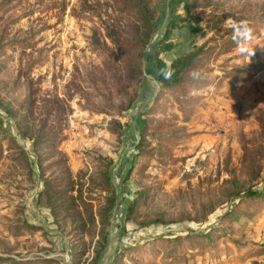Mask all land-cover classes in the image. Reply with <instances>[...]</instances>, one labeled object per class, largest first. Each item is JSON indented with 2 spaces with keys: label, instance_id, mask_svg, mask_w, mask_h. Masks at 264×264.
<instances>
[{
  "label": "rangeland",
  "instance_id": "obj_1",
  "mask_svg": "<svg viewBox=\"0 0 264 264\" xmlns=\"http://www.w3.org/2000/svg\"><path fill=\"white\" fill-rule=\"evenodd\" d=\"M39 1L0 9L10 21L36 8L11 24V35L43 28L32 48L0 51V127L9 135L0 156V257L109 264L122 247L143 245L114 264H147L141 256L153 264H264V200L238 201L249 187L264 188V26L223 54L204 55L193 73L234 75L160 95L153 57L164 8L152 38L138 12L114 9L100 21L96 13L72 15L79 0ZM192 2L185 23L171 30L174 46L159 55L166 62L210 38L217 44L233 24L223 16L264 0ZM40 48L45 59L28 72ZM40 133L46 143L32 146ZM138 142L142 154L124 180ZM46 179L68 191L39 196ZM25 220L47 234L27 231ZM157 235L185 236L177 240L184 257L172 263L165 243L143 244Z\"/></svg>",
  "mask_w": 264,
  "mask_h": 264
},
{
  "label": "trees",
  "instance_id": "obj_2",
  "mask_svg": "<svg viewBox=\"0 0 264 264\" xmlns=\"http://www.w3.org/2000/svg\"><path fill=\"white\" fill-rule=\"evenodd\" d=\"M12 0H0V9L7 7ZM45 1H53V0H40L39 3H44ZM79 7L76 9L75 7H71V14L72 15H80L81 13H96L97 17L101 21L102 16H106L108 19H111L110 11L114 9L116 11L122 12H138L140 16L136 18L137 21H144L145 25L148 26V29L152 32V38L156 32L154 28V19L157 17L159 12L162 8H164V15H165V24H164V31L162 35L158 38L157 44L154 51V72L156 75V84H157V93L162 95L165 90H173L181 87H194L200 85H206L207 83H214L217 84L220 79L224 77H230L234 75V72H229L228 76H206V75H195L193 74L196 70L197 64L201 60V58L209 53H216L217 55L223 54L226 51L230 50L232 45L238 44L239 40L244 39L246 36L250 35L254 30L259 27L264 26V2H260L254 6H247L244 10H241L237 15H227L223 16L221 19H231L233 24L225 29L220 34V39L217 44L214 42L215 39L210 38L200 45L193 47L191 50L181 53L180 55L176 56L170 62L164 61L159 55L167 52L172 49L174 43L170 41V34L171 30L175 28L177 25H182L185 23L187 19V15H190L192 10L196 7L194 6L192 0H79ZM65 3L62 2V9L65 10ZM36 11V8L32 7L22 14L17 16L15 19L10 20L4 19L3 16H0V23L2 24L0 27V51L3 49H10L11 47H19V48H32L34 45L33 37L38 34L40 29L34 30L33 27L27 30L25 35H18L10 34L9 28L11 24L18 21V19L22 17H26ZM147 19L146 22L144 19ZM219 21V20H217ZM8 35L10 36L8 38ZM151 37V36H150ZM146 39L149 40V38ZM138 44L143 45L145 44L138 42ZM39 53L37 58H32V60L27 63V70H31L35 65L40 64L45 59V51L43 49H39ZM1 53V52H0ZM1 56V54H0ZM138 73L141 80V66L139 67L138 62ZM159 96V95H158ZM157 96V97H158ZM8 132L0 127V156L2 154V143L9 139ZM143 130H140L138 133L141 135ZM44 133H40L34 138H32V146L35 147L38 144L46 143V140L43 138ZM140 142H138L134 146V152L132 153L129 163L130 165L127 167V170L124 173L123 179L126 180V176L130 174L135 167L136 158L142 154L140 153ZM22 150V149H21ZM23 151V150H22ZM38 158V157H37ZM39 159V158H38ZM252 165H250L251 167ZM42 176V175H41ZM51 181L46 179L43 181L42 185L43 188L38 192V195L41 196L45 193L50 194H57L63 195L66 193V188H63L61 184L56 186H50ZM138 195L139 192L135 191ZM136 196V195H135ZM264 200V188L263 189H256L254 187H249L246 189L241 195L238 196V201L245 202L247 200ZM138 196L134 197L130 200V202L124 208V221H128L131 217L133 212L134 206L138 203ZM51 202L49 201V204ZM232 210L228 211L230 214ZM53 222V220H52ZM107 222L111 223L109 219ZM24 228L27 231H41L47 234L46 229L39 223L29 222L27 220L23 221ZM219 227L214 228L213 230L206 232L204 234H199L197 236H201L206 238L211 235V233H215ZM195 236V237H197ZM166 236H155L153 240L148 241L146 245H151L156 241H160L166 244L163 251V256L167 259H170V262L175 263V261L181 260L184 257V251L182 250V245L177 242L178 239H183L185 236H177L174 238H165ZM210 239V238H209ZM168 243H173L170 246ZM143 246V245H142ZM141 245L137 246H130L127 248L122 247L119 249L111 259L112 262L109 264H114L115 261L119 260L122 256V251H131L136 248H141ZM264 247V246H261ZM180 250V251H179ZM259 251V250H258ZM262 251V250H260ZM180 252V253H179ZM194 254H197L195 252ZM188 256H193V254H189ZM147 264H153L154 259L153 257L149 256H141ZM42 260V259H41ZM47 261V260H42ZM0 264H25L24 262L16 261L10 257H0Z\"/></svg>",
  "mask_w": 264,
  "mask_h": 264
}]
</instances>
